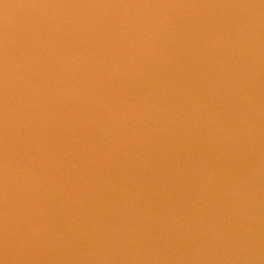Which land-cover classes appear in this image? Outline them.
I'll use <instances>...</instances> for the list:
<instances>
[{"label":"water","instance_id":"1","mask_svg":"<svg viewBox=\"0 0 264 264\" xmlns=\"http://www.w3.org/2000/svg\"><path fill=\"white\" fill-rule=\"evenodd\" d=\"M0 264H264V0H0Z\"/></svg>","mask_w":264,"mask_h":264}]
</instances>
